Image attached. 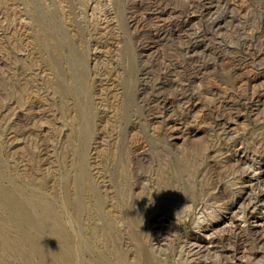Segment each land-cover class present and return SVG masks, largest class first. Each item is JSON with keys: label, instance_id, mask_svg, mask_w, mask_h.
Returning <instances> with one entry per match:
<instances>
[{"label": "rangeland", "instance_id": "rangeland-1", "mask_svg": "<svg viewBox=\"0 0 264 264\" xmlns=\"http://www.w3.org/2000/svg\"><path fill=\"white\" fill-rule=\"evenodd\" d=\"M261 176L264 0H0V264H264Z\"/></svg>", "mask_w": 264, "mask_h": 264}, {"label": "bare ground", "instance_id": "bare-ground-1", "mask_svg": "<svg viewBox=\"0 0 264 264\" xmlns=\"http://www.w3.org/2000/svg\"><path fill=\"white\" fill-rule=\"evenodd\" d=\"M212 27H213V26H212ZM184 97H185V96H184ZM258 104H259V103H258ZM260 165H261V164H260ZM260 169H261V166H260ZM260 169H259V170H260ZM258 172H259V171H258ZM259 173H262V172L260 171ZM262 174H263V173H262ZM256 175H258V174H256ZM261 177H262V176H261ZM262 178H263V177H262ZM257 179H259V178H257ZM263 179H264V178H263ZM261 182H264V181H261ZM263 184H264V183H263ZM172 188H173V187H172ZM263 190H264V189H263ZM257 193H258V192H257ZM252 194H253V193H252ZM252 194H251V196L248 194V195L250 196V198L254 195V194H253V195H252ZM260 196L264 197V194L262 193ZM244 197H246V196H244ZM177 198H178V193H177V191H176L175 189L172 190V189L166 187V188L163 190V192L161 193V199H160V200H162L163 203H164L167 207H172V205L174 204V202H175V200H176ZM245 199L247 200V198H245ZM251 199H252V198H251ZM262 199H263V198H262ZM248 201H249V203H248V207H247V209H246L245 211H244V210H243V211L246 213V214H245V215H246L245 220L248 219V221H249V218H250V217H252V218L254 217V215H255L254 213H256L255 211H257V214H258V212H259V209H258V208L261 207V208L263 209L264 205H263V204L256 205V202L252 200V201L255 203V204H254L252 201L249 200V197H248ZM259 201H260V200H259ZM263 201H264V200H263ZM245 206H246V205H245ZM261 208H260V209H261ZM242 209H243V208H242ZM244 209H245V208H244ZM256 209H258V210H256ZM241 211H242V210H241ZM261 211H262V210H261ZM261 211H260V212H261ZM263 211H264V210H263ZM263 211H262V213H264ZM242 214H244V213L242 212ZM259 214H260V213H259ZM247 216H248L249 218H247ZM242 217H244V215H242ZM262 217H263V215H262ZM246 218H247V219H246ZM255 219H256V218H255ZM257 219H258V218H257ZM250 220H251V219H250ZM260 220H261V219H260ZM263 220H264V219H263ZM253 221H254V220H253ZM32 223H33L34 226H36V225H35V224H36V221H35V220L32 221ZM253 223H254V222H253ZM255 224H256V223H255ZM255 224H254V225L251 224L252 226L249 227V228H251V229L254 228L255 230H257L259 227H261V224H260V225H259V223H258L257 225H255ZM238 225H239V224H238ZM263 227H264V226H263ZM245 229H246V228H245ZM263 229H264V228H263ZM248 230H249V229H248ZM248 230H247V231H248ZM249 231H251V230H249ZM234 232H235V231H234ZM234 232H233V233H234ZM251 232H252V231H251ZM251 232H250V233H251ZM233 233H231V234H233ZM254 233H256V232L253 231V235H256V234H254ZM263 233H264L263 231H262V232H259L260 235L262 234V236H264ZM227 234H228V233H226V235H227ZM231 234H230V235H231ZM251 234H252V233H251ZM257 234H258V233H257ZM259 234H258V235H259ZM230 235H228V236H230ZM258 235H257V236H258ZM234 236H235V235H234ZM210 237H211V236H210ZM237 237H238V235H237ZM240 237H241V234H240ZM258 237H259V236H258ZM258 237H257V239H258ZM211 238H212V237H211ZM215 238H216V237L214 236L213 239L215 240ZM220 238H221V237H220ZM223 238H224V237H223ZM233 238H234V237H233ZM238 238H239V237H238ZM253 238H254V237H253ZM213 239H212V240H213ZM225 239H227V238H225ZM228 239H230V238L228 237ZM231 239H232V238H231ZM254 239H255V238H254ZM209 240H210V239H209ZM217 240H218V239H217ZM219 240H220V239H219ZM221 240H222V238H221ZM223 240H224V239H223ZM223 240H222V241H223ZM232 240H233V239H232ZM238 240H239V239H238ZM241 240H242V239H241ZM263 240H264V239H263ZM228 241H229V240H228ZM257 241H258V240H257ZM257 241H256V242H257ZM236 242H238V241H236ZM221 243H222V242H221ZM225 243H226V242H225ZM233 243H235V242H233ZM257 243H260V241L257 242ZM222 244H223V243H222ZM237 244H239V243H237ZM234 245H236V244H234ZM234 245H233V246H234ZM240 245H241V244H240ZM260 245H261V244H260ZM199 246H200V245H199ZM201 246H202V245H201ZM225 246H226V245H225ZM227 246H229V245H227ZM231 246H232V245H231ZM233 246H232V247H233ZM236 246H237V245H236ZM236 246H235V247H236ZM263 246H264V245H263ZM193 248H194V247H193ZM233 248H234V247H233ZM233 248H231V251H232ZM190 249H191V247H190ZM201 249H202V247H201ZM207 249H208V247H207ZM207 249L204 250V251H207ZM225 249H226V248H225ZM229 249H230V247H229ZM229 249H228V250H229ZM239 250H240V248H239V249L237 248V249L234 250V252H236V253H235L236 256L242 251V250H241V251H239ZM198 251H199V250H198ZM200 251H201V250H200ZM189 252H190V251H189ZM191 252H192V253H191L192 255L195 254V252H193V251H191ZM201 252H202V251H201ZM209 252H210V251H209ZM226 252H227V250H226ZM199 254H200V253H199ZM195 255H197V254H195ZM235 255H234V256H235ZM234 256H232V257H234Z\"/></svg>", "mask_w": 264, "mask_h": 264}]
</instances>
